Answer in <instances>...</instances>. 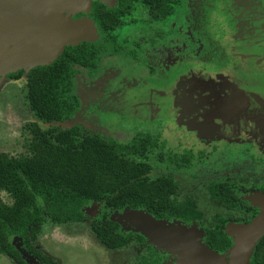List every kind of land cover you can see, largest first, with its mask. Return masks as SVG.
<instances>
[{"label":"rangeland","instance_id":"374dc122","mask_svg":"<svg viewBox=\"0 0 264 264\" xmlns=\"http://www.w3.org/2000/svg\"><path fill=\"white\" fill-rule=\"evenodd\" d=\"M227 2H230V6H227ZM135 17L139 19L138 23L116 32V37L124 53L129 52L137 57V61L129 64V68H136L135 71L142 73V77H138L135 71H128L127 63L130 59L125 60L123 56L119 59L127 63L119 59L107 60L106 68L102 66L101 70L93 75L77 68L71 90V96L77 99L76 113L73 118L57 126L65 129L79 124L90 134L110 138L119 143L128 142L137 132L150 133L158 143L163 142V146L149 152L145 159L151 168L150 178L161 174L173 177L179 184V198L184 195L190 196L201 211L202 220L190 225L175 220L161 221L160 226L153 227L141 222L145 218L143 214L128 209L110 214L104 204L91 202L82 208V220L79 222L54 225L44 216L45 222L34 237L33 247L52 264H147L150 257L155 256L162 257L159 264H191L183 257L178 243L169 241L173 238L184 240L186 251L195 252L192 250L203 245L202 230L209 228L216 216L248 217V213L228 210L210 202L207 198V185L226 179L245 191L252 186L264 188V157L258 159V162L250 163L245 158L247 154L239 158L236 151L235 154L228 153L226 157L218 158L217 153H212L214 151L205 152L207 147L202 139H198L201 144H192V147L197 145L198 152L187 167L176 169L169 161L173 154H182L184 150L181 149L179 141L176 143L170 141L174 138L170 139L167 136L165 123L167 132L178 137L185 136V130L192 135H195L196 131L182 125L177 127L176 120L172 117L173 105L175 113L178 116L182 115L181 117L186 116L187 120L189 113L185 108L194 111L197 115L193 116L194 120L191 123H197L199 112L194 106H187L191 100H187L185 96L194 98V102L197 100L210 105L211 103H206L209 102L205 99L206 93L216 87L221 88L220 93H224L225 89L223 90L220 84L228 79L223 75L225 73L215 76L197 73L201 75L197 79L200 85L191 81L192 75L196 76L192 71L187 72L183 81L178 80L175 86L168 89H159V86L167 85L168 82L164 84L159 82V85L155 83L163 79L168 71L166 76L168 80H175L180 70H175L178 63L171 66L170 62L192 60L206 62V55L215 51L220 53L210 55L211 57L213 55L216 61L227 59L240 69L251 67L250 72H255L257 59L243 58L241 55L253 54L258 57L264 55V0H181L172 17L164 23L146 22L144 20L146 15L140 9L135 13ZM227 33L228 36L223 38ZM199 36L207 37L213 42ZM260 39H263V42H255ZM103 54V59L110 57L109 49ZM146 71L150 78L146 76ZM213 77H220V80ZM123 80L125 83H119ZM189 83L192 85H188ZM152 89L156 90V94ZM197 90L201 94L198 92L194 94ZM161 96L166 97L159 98ZM149 101L153 105L148 103ZM181 101H185L187 105L183 106ZM150 113L157 115L151 119ZM165 116L170 119L158 122ZM34 121L26 100L25 72L16 81L0 78V156L13 158L28 155L22 147L24 139L21 134L26 126ZM202 121L206 127L210 125L207 119ZM39 125L42 128L47 127ZM131 159L142 161L134 157ZM242 199L245 201L244 207L251 209L250 206H257L261 211L260 215H264L263 195L244 194ZM0 203L7 205L12 203L4 191H0ZM102 215H107L109 221L117 224L122 234L129 232L142 236L143 243L139 244L132 239L127 246L115 251L101 246L92 230L99 225ZM247 227L248 225L240 224L227 225V234L232 240V246L228 251L217 254L216 263L231 262L241 229ZM158 232L163 236H159ZM11 243L23 251L18 239L14 238ZM29 256L25 255L27 264H39L35 258ZM0 264L12 263L0 256Z\"/></svg>","mask_w":264,"mask_h":264},{"label":"trees","instance_id":"16d2710c","mask_svg":"<svg viewBox=\"0 0 264 264\" xmlns=\"http://www.w3.org/2000/svg\"><path fill=\"white\" fill-rule=\"evenodd\" d=\"M180 2L117 0L116 7L110 9L93 3L90 16L104 41L116 52L118 47L110 32L135 22L134 4L142 7L149 21L162 23L173 15ZM98 53L99 48L91 44L65 47L51 64L25 73L27 105L36 120L21 134L22 147L28 155L0 156V191L12 201L11 206L0 203V256L12 264H26L11 243L14 238L29 255L43 264H52L31 245L45 222L44 216L54 225L79 222L82 208L91 202H102L108 211L143 210L156 220L177 219L190 224L202 218L190 197L177 201L178 185L171 177L150 179V166L130 159H142L156 146L149 135L138 134L129 143L121 144L89 135L80 126H53L69 120L75 112L76 99L71 96L73 67L95 70ZM22 74L20 70L7 78L18 80ZM184 158L174 156V161ZM207 193L211 201L230 207L238 204L231 184H209ZM225 223L218 218L213 228L205 230L204 242L215 252H223L230 245L223 233ZM92 231L98 242L111 250L126 246L132 239L141 244L144 241L138 234H122L107 215L100 217L99 225ZM263 247L264 237L255 244L250 264H264Z\"/></svg>","mask_w":264,"mask_h":264},{"label":"flooded vegetation","instance_id":"af4514ba","mask_svg":"<svg viewBox=\"0 0 264 264\" xmlns=\"http://www.w3.org/2000/svg\"><path fill=\"white\" fill-rule=\"evenodd\" d=\"M93 3H95L96 5L98 4L99 6H102L104 9H110V8H115L116 7L117 0H115V1L90 0V6L93 5ZM108 3H110V4H108ZM215 4L218 5V3H215ZM134 5H135V12H134L135 22L133 24H128L127 23L124 26H122L120 28H116L112 32H110V35L113 36L114 39H115L114 40V46L118 47V50L116 52H112L113 51L112 50L113 46L108 45L106 43V41H104L102 32L100 31V29L98 28L96 23L91 19L90 10L87 11V12H77L74 15L71 16L73 19H78V18H81L82 16H85V17H87L88 19H90L93 22L94 27L96 29V32L98 34V38L94 42H84V43L85 44H91V45H94V46L99 48L97 66H96L95 70L89 71L86 68L77 67V66L73 67L74 68V74H73V77H72V80H71L72 83H73V79L75 78V73H76V69L77 68H80L82 70L87 71L89 75H93L95 72L100 71L102 66H104L106 68V61L107 60L110 61V60H114V59H119L122 56L125 57V60L126 59H130V61L128 60V63L126 61H122V60L119 59L121 62H125V63L128 64V71L137 70L136 68H133V69L129 68V64H131L133 62H136L137 61V57L135 55H133L132 53H129V52L124 53L122 47L118 44L117 37H116V32H118L120 30H123L127 26H132V25H135V24L138 23L139 19H137L135 17V13L137 12L138 9L142 10L145 13V11L142 9V7L140 5H138V4H134ZM227 6H230V2L229 3L227 2ZM145 15H146V13H145ZM144 20L146 22H148V23H158V22L149 21L147 15H146ZM167 20H165V21H167ZM145 21H142V22H145ZM164 22H162V23H164ZM159 24H161V23H159ZM226 35L228 36V33L224 34L223 38H225ZM155 36H157V35H155ZM199 37L203 38L204 40H208L207 37H204V36H199ZM242 40H244V39H242ZM242 40H240V41H242ZM208 41H211V40H208ZM215 41H220V40H215ZM211 42H213V41H211ZM255 42H263V39H260V40L255 41ZM135 46H137V44H135ZM106 49H109L110 57L104 56L106 58L103 59L102 55H104L103 53L105 52ZM211 53L217 54V53H220V51L219 52H216V51L215 52H209V54L206 55V57H207L206 62L204 60L201 61V62L198 61V60L184 61V62H174V61L170 62L171 66L173 64L178 63V65H175V70H178V71L180 70L176 74L175 80H173V81H169L168 80V78L166 77V76H168V73H169V71H168L167 75L163 79H161L159 81H155V83L157 85H159V82H162L163 84H164V82L165 83H167V82L169 83L167 85L164 84V86H159V89L161 90V89H168L170 87L175 86L177 84L178 80L179 81H183L186 78L185 76H186L188 71H192L194 74H196V76L192 75V79H191L193 84H195V82H196V85H198V84L200 85L201 84V83H199L197 81V79L199 78L198 76H201V75H198L197 73H201V74L203 73L204 75H211V76H215V75H219L221 73H225L223 75L228 78L227 81H224V82H222L220 84L221 87L223 88V90L225 89L226 92L224 91V93L223 92L220 93V89L221 88H218V87L212 89V91H210L208 89L209 92L206 93L207 96H206L205 99H206V101L209 100V102H206V103H211L210 105L209 104L208 105L204 104L205 102L202 104L200 101H197V100L194 102L193 101L194 98H191L189 96H188L189 98L187 96H185L187 98V100H189V101L191 100L189 105H187V103L185 101H181L182 105L184 104V105H187V106H194L197 109V111L199 112L198 113L199 120L195 124L191 123V121L194 120L193 116L197 115L194 111L189 110L188 108L182 107V108H185L188 111V113H189V120H187L186 116L181 117L182 115L178 116L175 113V107L173 105L174 110H173L172 117H173V119L176 120L177 127L182 125V126L187 127V129H189V130H191V129L196 130L195 131V135H192V134H190V132L188 130H185L184 131L185 132V136L178 137L175 134L172 135V134L167 132V126H166L167 123H165L167 136L169 138L170 137L174 138V139L170 138L171 140L170 139L169 140L174 142V143L179 141V143H181V145H182L181 149L184 150V152L182 154H179V155L178 154H173L172 157L169 158V161H171L173 163V165H174V167L176 169H182V168L187 167L189 165V163L191 162L192 158L198 152V150L196 151L197 145H194L195 147H192L193 146L192 144H195V143L201 144L198 139H202V140L205 141L204 144L207 147L205 152L209 153L211 151H214L212 153H217L216 155L218 156V158L226 157L225 155L228 154V153L229 154L230 153L231 154H235L236 151H237V155L239 156V158H241V156H245L247 154L248 156H245V158L248 159L250 161V163H253L254 161L258 162V159L260 160V159H263V157H264V55H261L259 57L256 56V55H253V54H250L248 56L247 55H241L243 58L255 57L257 59L256 60V71L255 72H250L251 67L250 68L243 67V69H240L236 65H233L227 59H224V60H222L220 62L216 61L215 58L213 57V55L211 57V55H210ZM215 57H219V56H215ZM161 64L158 65V67H160ZM162 68H163V65H162ZM162 68H160V70ZM135 72L138 75V77H142V75H143L142 73L140 74L139 71H135ZM11 74H13V73H11ZM22 75H21V77H22ZM146 76L148 78L151 77V76H149L148 71H146ZM6 78H7V75H6ZM213 78L220 80V77H213ZM222 78H224V77H222ZM251 78H253V79H251ZM10 80H12V79H10ZM209 80L211 81L212 78L209 79ZM209 80H208V85H209ZM13 81H16V80H13ZM119 83H125V80H123L122 82H119ZM190 84L192 85V83H189L188 85H190ZM220 85H218V86H220ZM71 90H72V87H71ZM149 91H150V89H149ZM152 91L155 92L156 90L152 89ZM196 92L200 93L197 90V91L194 92V94ZM155 94H156V92H155ZM222 94H223L224 99H222ZM164 97H166V96H161L159 98H164ZM73 98H75V97H73ZM148 103L152 104V102H150V101ZM172 104H173V102H172ZM215 105H216V107H215ZM147 108L149 110L148 104H147ZM76 109H77V99H76V108H75V112H74L73 116L76 113ZM149 112H150V110H149ZM165 114H167V113H165ZM165 114H163V115H165ZM155 115H157V114L153 115L152 113H150L149 117L151 119H153V116H155ZM73 116L71 118H73ZM149 117H148V119H149ZM167 119H170V118L165 116L164 118H160V120L158 122H161L162 120L166 122ZM202 119L203 120L207 119L209 121L210 125L206 127V125H204ZM200 122H201V124H200ZM37 124L39 125L40 123H37ZM139 125L142 126L141 124H139ZM72 126H80L89 135L99 136V137H101V138H103L105 140L114 141L113 139L104 138V137H102L100 135L90 134L79 124L72 125ZM177 127L175 126V128H177ZM138 134H142V135H146L147 134V135H149L151 140L155 141L156 146L151 148V150L149 152L153 151L154 149L158 148L159 146H163V142H159L158 143L156 138L152 137V135L150 133L137 132L135 135H133L131 137V139L136 137ZM131 139L129 141H131ZM129 141L126 142V143H121V144H127V143H129ZM117 143H119V142H117ZM148 153H146L144 158H142V159L138 158V159L142 160L141 162H145V159L148 156ZM174 156H177L179 158H182V157H185V158L180 160V161H178V162H175L174 161ZM257 156H259V158H257ZM13 158H16V157H13ZM134 158H136V157H134ZM130 159H131V157H130ZM183 160H185V161H183ZM243 160H245L244 157H243ZM134 162H139V161H134ZM229 162H230V160H229ZM145 163H147V162H145ZM150 173H151V168H150V172L148 174V178H150ZM161 175H166V174H161ZM167 176H169V175H167ZM169 177H171V176H169ZM171 178L178 185L177 201H181L182 198L184 196H186V195H184L183 197L179 198V196H180L179 184L173 177H171ZM150 179H154V178H150ZM213 183H228V184H231L233 186V188H234V194H235L236 198L238 199V202H237L238 204L236 206H234V207L233 206L230 207V206L224 205V204L219 203V202L211 201L209 199L208 193H207V198H208V200L210 202H213L215 204L221 205V206L225 207L228 210H235V211L242 212V213H245V214L248 213V217H246V218L245 217H233V216H228V217L216 216L214 218L213 224L209 228H205V229L202 230V237H201L202 238V243H203V245L208 247V245L204 242L205 230H209V229L213 228V226L215 225L216 220L218 218H222V219L226 220V223L223 226V233L229 239L230 245L228 246V248L225 251L216 252L217 254H222V253L228 251L231 248V246H232V240H231L230 236L227 234V231H228L227 225L228 224L248 225L257 216L260 215L261 211H260L259 207L250 206L251 209H248L247 207H244L243 203L245 201H242L243 200L242 199V195H244V194H246V195H249V194H261V195L264 196V188H262V187L261 188H256V187L252 186V187H248L246 189V191H245V190H242V188L237 187L236 185H234L231 181L226 180V179L219 180V181H214V182H211L209 184H213ZM208 185H207V187H208ZM207 187H206V191H207ZM188 197H190V196H188ZM9 199H10V197H9ZM94 203H98V202H94ZM99 203H102V202H99ZM194 204H195L196 210L201 213V211L197 208V205H196L195 201H194ZM247 204H249V203H247ZM4 205H7V204H4ZM8 206H11V205H8ZM125 209H128V208H125ZM128 210H130V209H128ZM122 211L123 210H121V211L114 210V211H110V214L114 213V212L120 213ZM132 211H135V210H132ZM136 211H140V210H136ZM141 211H143V210H141ZM201 215H202V213H201ZM173 220L178 221V222H180V223H182L184 225H190V224L196 223V222H192L190 224H186V223H184V222H182L180 220H177V219H168V220L165 219V220H161V221H173ZM201 220H202V218H201ZM201 220L199 222H201ZM199 222H197V223H199ZM262 237H264V236H262ZM33 241H34V239H33ZM33 241L31 243L32 247H33ZM133 241H135V240L133 239ZM19 243H20V241H19ZM139 244H141V243H139ZM34 249L39 254H41L36 248H34ZM119 249H121V248H119ZM263 249H264V247H263ZM108 250H111V249H108ZM116 250H118V249H116ZM210 250H212V249H210ZM253 250H254V248H253ZM253 250H252V253H253ZM111 251H115V250H111ZM252 253L250 254V257L248 259L249 260V264H250V261L252 259ZM32 257L35 258L39 262V264H43L37 257H35V256H32ZM150 258L151 259L148 261L147 264H159L160 260L162 259L161 256H155V257H150Z\"/></svg>","mask_w":264,"mask_h":264},{"label":"water","instance_id":"95a60500","mask_svg":"<svg viewBox=\"0 0 264 264\" xmlns=\"http://www.w3.org/2000/svg\"><path fill=\"white\" fill-rule=\"evenodd\" d=\"M89 10L90 0H0V78L19 70L26 73L32 68L49 65L65 47L93 42L98 37L93 22L71 17L77 12ZM135 212L145 216L141 222L153 227L160 226L161 220L141 210ZM262 230L263 214L247 228L241 229L229 264H249L248 259L255 244L264 236ZM259 231L262 232L259 234ZM158 235L163 236L161 232ZM169 242L178 243L183 257L191 264H218L215 261L217 253L205 245L192 250L195 252H188L184 240L173 238ZM18 251L27 264L25 255L29 254L24 250Z\"/></svg>","mask_w":264,"mask_h":264},{"label":"crops","instance_id":"0c3cea01","mask_svg":"<svg viewBox=\"0 0 264 264\" xmlns=\"http://www.w3.org/2000/svg\"><path fill=\"white\" fill-rule=\"evenodd\" d=\"M108 1H114V0H108ZM114 3V2H113ZM108 4H110V3H108ZM73 19V18H72ZM78 19H88L87 17H85V16H82L81 18H78ZM96 30V29H95ZM96 34H97V32H95ZM97 36H98V34H97ZM98 38V37H97ZM97 38L94 40V41H96L97 40ZM93 41V42H94ZM6 75H8V74H6ZM6 75H5V77L4 78H6Z\"/></svg>","mask_w":264,"mask_h":264}]
</instances>
